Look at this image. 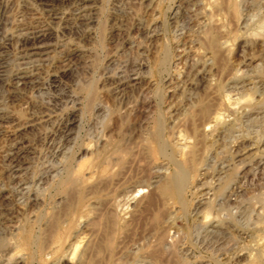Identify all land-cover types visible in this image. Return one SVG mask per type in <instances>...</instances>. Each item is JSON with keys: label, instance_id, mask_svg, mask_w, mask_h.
Instances as JSON below:
<instances>
[{"label": "rangeland", "instance_id": "374dc122", "mask_svg": "<svg viewBox=\"0 0 264 264\" xmlns=\"http://www.w3.org/2000/svg\"><path fill=\"white\" fill-rule=\"evenodd\" d=\"M148 1L87 0L91 5L89 12H91L93 21L88 23L87 21L82 22L79 20V23L75 19L64 25L60 24V28H56V26L54 28L53 25L56 32L55 37L51 39V43L56 42L58 45L55 55H62L65 52L64 50L69 47L76 50L75 52H82L81 56L71 57L64 66L68 68V74H61L59 71L61 67L59 69L54 67V65L61 64V62H57V59H54L53 65L44 61L45 63H42L34 71L33 76L26 83H21L17 86L4 83L5 80L0 81V111L7 115V119L0 123V186L8 185L4 167L6 164V153L9 152L12 142L23 145L24 149L27 150L24 156L28 162L29 170L25 177L30 180L32 174L34 175L35 173L34 170H38L36 168L39 167V170H43L44 166L47 165L50 151L42 142L44 132L64 115V111L69 108L74 98L82 123L84 122L79 127L76 125L72 127V137L66 143V147H64L66 153L64 152L61 157L64 161L63 170L59 178L56 177L55 181L51 182L49 187L41 192V201L38 206L30 204L28 201L27 203L21 202L22 198L19 200L15 196L12 197V195L7 194L6 190L0 192V216L4 218L14 216L15 220L19 218V223L22 222L20 225H23L22 231H9L8 229V233L6 227L12 223L7 221L6 218L5 223L1 225L2 227L0 226V264H12L9 259L12 254L19 255L20 257H18L22 258V264H62L57 262L56 259L62 253H65V255L67 253L68 255L66 256L68 257L71 256L73 246L69 248L70 250H66V246H68L69 241L72 242L73 240L75 242L81 240L80 243L79 241L77 242L79 246L77 245L78 249L76 248L77 251H75L74 255L77 252L81 253L80 249H82V252H84L83 258L85 257L84 259L88 260L89 264H191L180 254V247L191 249L192 252H195L199 261H208V259L210 261L211 252L205 251L197 243L193 242L195 241L196 233L193 220V206L196 202L195 195L190 194V192L185 194L184 210H182L176 201L171 199L169 201H161L163 199L158 198L156 190L158 185L156 183L153 186L155 189L152 188V185H154V182H151L153 179L152 174H154L152 172L154 171L153 168L158 163L165 162V158L157 146L155 148L149 146L150 150L148 145L144 147L141 145L143 143L145 145L146 143L148 144L145 140V131L151 130L155 120L159 119V105L153 101L152 106L149 107L150 109H144L138 101L141 98L140 93L142 91H146L149 87V90L153 91L152 89L157 86L155 83L164 84L166 78L174 76L183 69L181 66L182 61L175 56V53H177L174 45L175 30L177 33L183 31V40L185 39L187 54L189 53L190 56H193V54L197 56L201 49L206 46L205 35L211 33L212 30H214L213 33L220 37L219 40L225 42L226 47H228L222 50L220 58L213 63L212 68L204 75V78H201L198 88L195 89L196 94L198 92V96L212 95L210 85L206 86L207 81H209L208 84L212 80L225 83L228 73L232 72L236 66H242L241 62L250 57L253 59V64L257 63L259 66L257 65L253 71L252 69H247V71L257 78L256 81L258 79V81H264V44L261 43L262 39H260V34L258 33L261 32L259 23L264 20V0H212L219 2V5L216 2L219 7L209 6L208 2H211V0H155L152 3L153 6H148ZM30 2V0H0V44L4 43L6 45L3 48L2 56L9 63L7 65L8 71H12L16 67L15 61L12 65L15 54L13 45L19 32V26L17 24L14 25L17 23L15 19L18 18L19 14L22 15L24 13L21 17L23 23H37L34 22L36 21L35 18L31 19L32 16L27 13V7ZM229 2L234 4L236 2L239 11H242L240 13L245 17L247 16L246 23L248 25L246 24V27L243 28L238 25L235 16L228 7ZM208 8H211L210 11L213 10V12L216 10L215 14H211L213 12H210ZM175 10H177V16L172 18ZM206 13L209 16L213 15L211 16L212 18L208 17ZM205 14L211 20L214 18L215 21L212 20L213 24L206 23ZM152 15L155 17L153 22L156 35L148 39L141 28ZM25 20L28 21L26 22ZM65 25L66 28L64 27ZM14 32H16V36ZM7 38L10 39L8 40ZM51 43L48 46L47 55L44 56L53 54V51L50 50L53 48ZM136 60L145 63V67L141 70V75H146L151 79L153 85L148 86L142 82L138 86H131L125 82L119 86L117 78L123 76L121 78L123 79L129 73L128 70H130L132 62ZM164 60L170 61L171 65L163 68L161 63ZM13 66L15 67L12 68ZM122 69L124 70L122 71ZM218 69H221V71ZM120 73H122L121 76L118 75ZM54 74H57L58 85L48 87L49 78ZM260 83L257 84V92H254L256 99L260 97L259 93H264V84ZM150 94L151 92H149ZM166 94L165 103L168 100L176 101V98L174 99L175 96L173 98L168 96L171 93L167 92ZM153 98L156 99V97ZM259 99L260 101L256 107L261 112H264V94ZM97 103L102 107L99 114L92 109V106ZM120 112L126 115L127 121L125 124L127 126L128 124L133 125L130 131H123V134L121 133L123 125L120 126V120L117 117ZM263 112L261 115L259 114L257 120L247 121L243 118L239 121L241 133L246 135V141H243V145L249 143L253 145V148L240 155L241 157L239 155L236 156V160L238 158L242 160L244 157L245 161H250L249 158L253 159L254 156H258L255 152V147L258 144L255 138L257 135L261 136L264 133ZM256 132L259 133L256 135ZM101 135L107 138L105 144L101 140L103 138ZM233 141L234 139L229 135L221 140V143L223 142V145L220 146V148L223 147L221 156L219 155L221 160H226L230 156L228 148L233 145ZM261 144L259 143L260 148L264 146V143ZM54 161L59 162V159H53L52 162L55 163ZM263 169H260L263 174L258 173V180H252L253 182L255 181L254 183L245 182L247 183L245 186L253 183L250 184V187H246V190H243L241 195L247 202L251 201L253 203L254 199L261 201L260 203L264 201ZM75 170H78L81 177L83 175V178L79 183H74L73 186L71 185V187L68 186L64 189L63 181ZM149 181L150 187L147 183ZM45 185L47 186V184ZM137 185L142 188L143 193L140 191V194L135 193V195L132 196L131 194L130 196L128 190L130 188L135 190L138 187ZM251 186H259L260 188L256 187L253 189ZM148 189L157 196V200L150 206L147 204L148 195H150H147V193H150L149 191L147 192ZM251 189H253V192ZM130 197H134L131 200L133 202L130 201ZM72 198H76V202ZM118 198H121L120 201L117 200ZM126 198H128L127 201ZM114 200L116 206L112 205ZM144 200L146 201L145 203ZM167 201L168 203L170 202V205ZM67 202L68 204L79 202L84 205L78 206L77 213L73 218V228L65 231L62 235L59 233L57 236L56 240L59 236H62L61 239H58L59 244L54 239L55 236L53 237V240L57 243L56 245L52 241V237H50L51 231L44 230V234H39L37 227L30 220L33 219L34 215L42 214L41 231L43 230L42 224L47 220L48 215L50 216L54 212L58 214L57 211L61 212H59L60 215L65 213L63 210L67 209L65 208L67 207L65 205H68ZM163 203L168 206H174H172L174 209V217L172 216V218L175 221V229L165 228L162 222L156 223L153 219L166 206ZM89 205H91V208L88 207ZM139 205H143L144 208ZM93 206H97L96 209ZM118 206L122 208L120 209ZM70 213H68L69 216L67 214V219L71 218L72 215ZM78 216L79 218L81 217V221L78 220L76 222ZM243 220L248 222V214ZM244 221L243 223H245ZM11 232L15 234L11 235ZM74 234H77L79 239ZM12 236L14 239L16 238V241H14ZM224 237V242H222L223 244L221 243L222 252H232L234 247L237 249L239 246L241 247L242 244L238 245L234 236L226 234ZM10 240L16 242L14 243L16 248L9 245L12 242ZM165 240L169 242L167 243ZM40 242H42V249L45 247L49 249L45 248L46 251L43 249L40 253L41 255L38 256L36 255V248ZM75 242L74 244H76ZM87 244L89 245L87 246ZM44 245L45 247H43ZM171 245L174 247L171 248ZM49 246L54 248H52L54 252ZM243 246L245 247V245ZM2 250L3 253L5 250L6 253L10 251L8 256L12 253L9 258L4 253L8 260L2 256ZM46 252L48 254H45ZM76 255L78 256V254ZM77 256H75L76 259ZM241 257H238V262L236 261L234 264H249L246 258L242 257L241 259ZM75 260L73 259V262Z\"/></svg>", "mask_w": 264, "mask_h": 264}, {"label": "bare ground", "instance_id": "6f19581e", "mask_svg": "<svg viewBox=\"0 0 264 264\" xmlns=\"http://www.w3.org/2000/svg\"><path fill=\"white\" fill-rule=\"evenodd\" d=\"M30 1H31L29 3L30 5H28L27 7V13L32 16L31 19L35 18L36 21L34 22L37 23H33V22L23 23L21 17L24 13H22V15L19 14L18 18L15 19L17 23H15L14 25L17 24L19 26L18 29L19 32L17 34V37H15L16 40L13 45L15 49V54H14V59L12 60V65L14 64L13 62L15 61L16 67L13 66L12 68L15 67V69H13L12 71L7 70L8 67L7 65L9 63L2 56L3 48L6 45L4 43L0 44V81L5 80L4 83L7 84H13L18 86L21 83L23 84L28 82L29 79L33 76L34 71L38 69V67L42 63L43 64L45 63L44 61H47L46 62L47 64L53 65L54 59L55 60L57 59V62L59 63L61 62L60 65H54V67H57L58 69L61 67L59 69L60 73L65 75L68 74L67 73L68 68L64 66L68 63L71 57L81 56L82 52H75L76 50H73L71 47H69L67 50H64L65 52H63L62 55L60 56L58 54L55 55L54 53L58 45L56 42H55L56 44L51 43V39L55 37L56 31L54 28L55 26L57 28L60 26V24L64 25L66 23H69V21L71 22L72 20L75 19L78 20V22L79 20L82 22L87 21L88 23L93 21L91 12H89L91 9L90 7L91 5L87 2V0H30ZM154 1L155 0H149L147 5L153 6L152 3ZM216 2L211 0V2H208V5L211 7H216V6L219 7L218 6L219 2H217L218 5ZM233 2H229L228 7L235 16L236 18L235 20L237 21L238 25L244 28L246 27L247 24L246 23L247 16L245 17L244 15H242L240 13L241 10L239 11L236 2L235 4ZM211 11L213 12V10ZM214 12L211 14L214 15L215 14ZM173 13L174 14L172 18L177 16L176 15L177 10H175ZM206 14H205L206 23L210 25L213 24L212 20H214V18L211 20L207 18L208 14L207 15ZM213 15L210 16L208 15V17H211ZM154 19L155 17H153L152 15L151 18L146 22V24L141 28L142 32L145 34V37L148 39L153 38L156 35L155 26L153 22ZM259 24L261 25V26L259 25L261 27V29H259L261 30V32L258 33L260 34V39H262L261 43L264 44V20L262 23ZM64 27L66 28V25ZM213 31L214 30H212V32L210 31L211 33H209L208 35L204 34L206 36L204 38L206 42V46H204L203 49H201L198 55L195 56L193 54V56H190L189 53L187 54L185 39L183 40V33H182L183 31L182 32L179 31L177 33L175 30L174 45H175V50L177 51V53H175V56L178 60L180 59L182 61L181 66L183 67V69H181V71L177 73L175 72L176 74L174 76L172 77L170 76L166 78L164 84L155 83V85L157 86H155L156 87L155 89H152L153 91H150L149 90L150 87H149L148 89H146V91L144 92L142 91L140 93L141 98L139 99L138 102L139 104H141V107H143L144 109H148L149 107H151L153 101L154 103L159 105L158 107L159 119L155 120L151 130L145 131L147 135L145 134L146 137L145 136L144 137L145 140L148 142V144L146 143L145 145L143 143L144 145L142 144L141 146L144 147L148 145V149H150L151 146L154 148L155 146H157L158 149L160 150V153L165 158V162L160 164L158 163L159 165L157 164L154 166L153 168L154 171H152L154 173L152 174L153 179L151 180V182H154V185H152L153 189H155L153 187L155 186V183L158 185L156 186L157 188L156 190H157L158 198L160 197L163 199V200L160 199L161 201H165V200L169 201L170 199L174 200L179 204L178 206H180L181 209L184 210L185 194L190 192V194H194L196 197V202L194 203L193 206V220H194V226L196 228L195 241L193 242L197 243L198 246L204 249L205 251L206 250L210 251L211 259L210 261L209 259L208 261H203V262L199 261V259H197L198 258L197 255L195 254V252H192L191 249L180 247L179 248V250L181 251L180 254L184 256V259H186V261H189V263L191 264H234L238 260V257L242 256L247 259V263L249 262V264H264V201H262L263 203H260L261 201L259 202V200L257 201L256 199H254L255 201L252 203L251 201L247 202L241 197L243 190H246V187H250V184H253L256 181V179L258 178V173H262L260 172V169L264 168L263 166L264 146L263 147L261 146L260 148L259 145V143L262 144L264 143L263 142L264 133L261 136L260 135L258 136L257 134L259 132L258 133L256 132L257 137L255 138V140L256 142H258V144L257 146L256 145L254 146H256L255 152L256 154H258L259 157L254 156L253 159L249 158L250 161L248 160L245 161L244 157L242 160L241 158L240 159L238 158L239 160L235 159L236 156L238 155L240 156L246 153L249 149L253 148V145L249 143L243 145L244 144L243 141H246V135L241 133L239 121H241V119L243 118H245L247 121L257 120L259 114L261 115V113L263 112L258 110L256 105L259 103L260 101L259 98L264 93L263 92L259 93L260 97L256 99L254 97V92H257V88H258L257 84L259 82H261L260 84L262 83L264 84V81L263 80L258 81L259 79L256 81L257 78H255V76L251 74V72L247 71V69H252L253 71V69L258 65L257 63L253 64V59H251L250 57L249 59H246L241 62L242 66L240 65L236 66L232 70V72L228 73L229 75L227 74L228 77H226L227 81L225 83H222L221 81L218 80L216 81L210 80L211 83L208 84L209 81L206 80L208 82V83L205 82L206 86L210 85L209 87L212 89L213 94L211 93L212 95L210 96L204 95L205 97L198 96V92L196 94L195 89L198 88L197 86L198 83L201 81V78H204V75L207 74L208 71H210V68H212L211 66L213 65V63L215 61L217 62V59L220 58L219 56L222 55V54L220 55L222 50L228 48L226 47L225 42L220 41L219 40L220 37H218L217 34L213 33ZM14 33L16 36V32ZM7 39L9 40L10 38ZM49 41L51 44H53V48L50 49L51 51H53L52 52L53 54L51 56L49 55L44 56L47 55L48 53V46L50 44ZM136 61L132 62L131 68L130 70H128L129 73L127 74L125 72L127 75L124 76L123 79H121L123 77L121 76L122 73L118 74L121 76L118 78L116 77L118 79L117 84H119V86L125 82L129 83V85L131 86H138L142 82H144L148 86L153 85V83H151V79H149L146 75L145 76L141 75L142 74L141 70L145 67V63L140 61L136 62ZM173 63L175 64V62ZM170 65H171L170 61H166V60H164V62L162 61L161 63V66L163 68L169 67ZM123 70L124 69H122V71ZM218 70L221 71V69ZM56 76L57 74L50 76L48 87H55L58 85ZM149 92H151L150 95ZM167 92L171 93L170 95H168L170 98H173L175 96L174 99L176 98V101L173 99L175 102L168 100L165 103L164 100L166 98ZM153 97H156V99ZM75 103L76 102L74 98V101L73 100L71 101L69 108L67 107L68 109L64 111L65 112L64 115L61 116L60 118L58 117L59 119L55 121L56 123L53 126L51 125V128L46 130L43 136L41 135L42 142L49 149L50 153L48 155L47 165L43 164L45 165L43 170H39V167L36 168L38 170H34L35 173L34 175L32 174L33 177L31 176L30 180L25 177V174L29 170L28 162L24 156V153L27 150L24 149L23 145H18L12 142L9 152L6 153L7 154L6 164L4 167V171L8 179V185L0 186V192L6 190L7 194L12 195V197L15 196L19 200L22 198L21 202L27 203L28 201L30 202V204L36 206L40 204L41 201L40 195L42 194L41 192L43 190H46L51 184V182L55 181L56 177L59 178V175L63 170L64 161L63 159H61V157L65 152L64 147H66L65 146L66 143L72 137L71 136L73 134L72 127L75 125L79 127L84 123V122L82 123L81 116L79 115L80 113ZM92 107H93L92 108L93 111H95V113L97 114H99L100 111L102 110V107L101 105H99V103L93 105ZM125 116H126L125 113L122 114L120 112L117 114V117L120 120V126L123 125V128L121 129L122 134L123 131H128V130L130 131L133 127V125L131 124H128V126L127 124H125L127 121ZM4 119L5 120L7 119V115H4V113L0 111V123ZM51 121L53 122V120ZM228 135L234 139L233 145H231V147L228 148V153L230 156L226 160H221V158L219 157V155L222 153L223 150V147L220 148V146L223 145L222 144L223 142L221 143V140H223L224 137ZM101 140L104 141L103 144L107 142V138L105 137L101 138ZM245 147L248 148L245 149ZM253 154L255 153L253 152ZM53 159H59V162H57L58 161L57 160L54 161L55 163H53L52 162ZM262 171L264 172V169ZM82 178L83 175L81 177L79 171L75 170L74 173H72L70 176H67L65 178V180L63 181L65 187L63 188L66 189V187L68 186L70 187L71 185L73 186L74 183H79ZM252 180L255 181L253 182ZM248 181L253 183H250L249 186H245V184H247L245 182ZM147 183L148 186L150 187L149 185L150 181ZM44 184H47V186L46 185L44 186ZM138 187L136 188L134 187L135 190L133 188L132 189L130 188L129 190L127 189L128 192H130V196L131 194L132 196L135 195V193L140 194L142 188L140 187L138 188ZM251 187H253L254 189L259 186H251ZM149 189L147 190V192L149 191ZM253 189H251L252 192ZM151 192L147 193V195L150 194L148 195L149 200L147 199L148 200L147 204L149 206L150 204H154V201L157 200V196ZM141 193H143V191ZM154 193L156 192L154 191ZM133 198H131L130 201L133 200ZM75 199H73L74 202H76ZM120 199L118 198L117 200L120 201ZM127 199L128 198H126V201ZM145 202L146 201L144 200V203ZM81 204L79 202L74 204L69 203L68 205H65L67 207L64 206L67 209L63 210V212L65 213H63L62 215L59 214L60 211H57L58 214L54 212L50 216L48 215L47 220L44 222V224H42L43 226V230H41L42 232L40 231V228H42L40 227L42 214L36 216L33 214L34 217L30 221L31 223L35 224V227H37L39 234L43 233L44 230L51 231L50 237H52V241L56 243V241L58 242L59 241L58 239L59 238L61 239L62 237L59 236V238L56 240L59 233L60 235H62L65 231L73 228V218L77 213L78 206ZM168 204L170 205V202ZM91 205H89L88 207H90ZM112 205L116 206L115 200H114V204ZM163 205L166 206H164V208H162L163 210L161 209L162 211L160 210V212L157 214L158 216L155 215L156 218L153 219L156 223L162 222L165 228L168 227V229L170 228L175 229V225H174L175 221H173L172 218L174 212V209L172 208L173 205L168 206L166 203L165 204L163 203ZM141 206L143 207V205ZM96 207L97 206H95L94 208L96 209ZM121 208L122 207H120V209ZM69 212H71L70 215L72 216L70 219H67V217L69 216L68 214ZM80 212H82V210H80ZM246 213L248 214L249 223L247 222V220L246 221L243 220L245 223H243L242 221V219L246 217L247 215ZM6 218L7 217L4 218L3 216H0V226L5 223ZM13 218L14 216L7 218V221H9L12 224L7 225L6 231H8V229L9 231H18V232L22 231L23 225L22 226L20 225V223L22 222L19 223L20 221V220L18 221L19 218L16 219L18 222L15 220V218L13 220ZM78 218L76 222L81 219V217L79 219ZM113 224L115 225V223ZM13 233L14 232H11V235ZM226 234L234 236L235 239H237L238 245L242 244L241 247L239 246L238 249L234 247L232 252L229 251L222 252V244H223L222 242H224V238H225L224 235ZM74 235L76 236L77 234ZM53 237L56 241L53 240ZM77 238L79 239V236ZM15 239L14 241H16ZM42 242H40L39 245L37 246L36 248L37 252L35 251L36 255L38 256L41 255L40 253L43 249L44 251H46V249H49L45 247L46 245L45 243L43 247H45L46 249L45 248L42 249ZM74 242H75L74 240L72 242L69 241L68 246H66L67 247L66 250H70L69 248L73 246V251L71 250L72 251L71 256L68 257L66 256L68 255L67 253L66 255L65 253H62L65 256L61 254V256H59L56 259L57 262L62 264H80V263L89 264V261L88 260L86 261V259H84L85 257L83 258L84 252H82V249L79 248L81 250V253L80 252L76 253L78 254V256L76 254L74 255L75 251H77L78 249L77 247L79 246L77 242H75L76 244H74ZM14 243L16 242L12 241L10 242L9 245L15 247ZM59 243L60 242H58V244ZM88 245L89 244H87V246ZM243 245H245V247ZM84 247L86 246L84 245ZM173 247L174 246L171 245V248ZM52 248L50 247V249ZM53 249L52 251L54 252ZM1 252L3 253V250ZM9 252L7 251L6 253V250L4 251V253L7 254V256ZM4 253L2 256L4 257V259L8 260V258L12 253L9 254L8 258L4 256ZM45 254L48 253L46 252ZM69 255H70V251H69ZM18 256L19 255L12 254L11 257L9 258L11 260L10 263L22 264V258H19L20 256L19 257ZM75 256H77V259ZM73 259L76 260L73 262Z\"/></svg>", "mask_w": 264, "mask_h": 264}]
</instances>
